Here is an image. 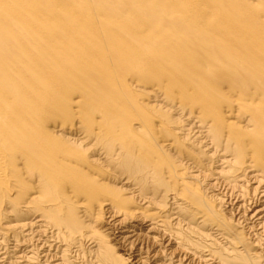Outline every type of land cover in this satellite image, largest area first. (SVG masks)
<instances>
[{
  "label": "bare ground",
  "instance_id": "bare-ground-1",
  "mask_svg": "<svg viewBox=\"0 0 264 264\" xmlns=\"http://www.w3.org/2000/svg\"><path fill=\"white\" fill-rule=\"evenodd\" d=\"M85 240L98 264H264V0H0V264Z\"/></svg>",
  "mask_w": 264,
  "mask_h": 264
},
{
  "label": "rangeland",
  "instance_id": "rangeland-1",
  "mask_svg": "<svg viewBox=\"0 0 264 264\" xmlns=\"http://www.w3.org/2000/svg\"><path fill=\"white\" fill-rule=\"evenodd\" d=\"M9 61V60H8ZM10 64V63H9ZM189 151H190V153H191V155H193L194 153H196L197 154V152L196 151H194V149H190L189 148ZM183 155H185L184 157H183V159L185 158V159H192L190 156H189V154H188V152H186V154H183ZM192 160H190V162H191ZM185 162V161H184ZM205 162H199V164H204ZM185 167H186V165H181V166H179V169H185ZM202 169H204V165H201L200 166ZM189 176H194L193 174L191 175L190 174V172L189 171H187V173L186 172H184L183 173V176H182V179H184V181L186 180V181H188L191 185H193V186H195V187H200V188H202V191H203V194L205 195V192L207 193V194H211V192H212V194L213 193H215L216 191H214V189H212V188H210V189H208V190H206V191H204L203 189V186H204V184L206 183V182H203L202 181V179H203V176H198V178H196L195 176V178H192V177H189ZM202 177V178H201ZM211 178H214V177H211ZM179 183H181V182H179ZM178 183V187H180L181 186V184H179ZM217 188V187H216ZM221 189V190H220ZM219 190H220V192H222L223 191V188H220ZM185 195H186V193H185ZM209 200H207V201H205L206 202V204L208 205V206H210V207H212L213 205H217L218 204V202L217 201H214L212 198H208ZM182 201V200H181ZM214 210L216 211V213H218L219 214V216L221 217V218H226V219H228V212L227 211H222V209H218L217 207H215L214 208ZM227 212V213H226ZM194 221H196L197 220V218H195V219H193ZM105 219L104 218H99V219H95V220H93V222H92V224H91V228L90 229H93V228H101L104 224H105ZM230 224H231V226L234 228V227H236V224L234 223V222H231L230 221ZM89 229V230H90ZM99 232V231H98ZM107 239V238H106ZM109 240V239H108ZM14 241H11V243H13ZM111 243H114V241H112ZM82 245H81V248L79 249V252H78V250H77V252H76V249L75 250H73L71 253H70V256H72V257H70V260H72L71 262L73 263V260H74V262H76V264H82L81 262H82V260H83V264H98V262H97V257H95L96 255H94V252L92 251L93 250V248L94 247H92V243H91V241L90 240H85V241H83L82 243H81ZM91 246V247H90ZM75 251V252H74ZM92 251V252H91ZM91 253V254H90ZM78 255V257H77V255ZM81 256H83V257H81ZM124 256H126L125 254H124ZM93 257H95V259L93 258ZM73 258V259H72ZM77 260H75V259ZM93 259V260H92ZM87 260H88V263H87ZM92 260V261H91ZM89 261H90V263H89ZM80 262V263H79ZM223 264H226V263H223Z\"/></svg>",
  "mask_w": 264,
  "mask_h": 264
}]
</instances>
